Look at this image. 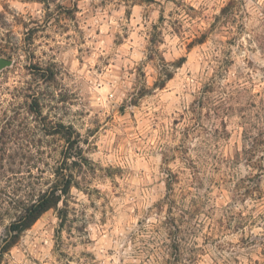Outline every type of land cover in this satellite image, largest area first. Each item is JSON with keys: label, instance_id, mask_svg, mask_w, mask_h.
<instances>
[{"label": "rangeland", "instance_id": "1", "mask_svg": "<svg viewBox=\"0 0 264 264\" xmlns=\"http://www.w3.org/2000/svg\"><path fill=\"white\" fill-rule=\"evenodd\" d=\"M231 1L0 0V239L66 153L73 175L2 264L173 261L168 206L157 209L167 170L200 248L190 264H264V173L241 155L237 112L264 92V0H244L227 24ZM212 81L214 101L246 92L226 117L202 109L206 135L193 133ZM221 121L226 134L197 152Z\"/></svg>", "mask_w": 264, "mask_h": 264}, {"label": "trees", "instance_id": "2", "mask_svg": "<svg viewBox=\"0 0 264 264\" xmlns=\"http://www.w3.org/2000/svg\"><path fill=\"white\" fill-rule=\"evenodd\" d=\"M243 1L244 0L231 1L221 10L220 16L223 17L227 24L235 20L234 16L236 15V12L240 11ZM175 67L178 66L176 65ZM171 78L172 74L166 68L155 86L163 88L165 81ZM212 85H214L213 81L199 92L198 98L191 109V114L194 116L192 120L195 122L192 127L193 133L198 132V134L203 135L207 131L202 124V109H207L209 117L211 115L216 119L220 116L226 117L229 113L236 111L231 105L232 101L234 99H240V97H243V94L246 92V88L239 87L231 93L223 92L225 96L221 94L219 95V100L214 101V99L209 96L213 92ZM255 99H257V101ZM248 101L237 109V112L241 114V155L244 160L248 162V165L255 169L260 175L261 173H264V92L261 94L250 95ZM220 126L221 130H219V128L214 129L212 138L204 136L201 143L202 145L197 148V152H200L201 150L203 151L204 149L206 150L207 147L212 145L211 141H215L220 138V136L226 134L224 121H221ZM177 152L179 154H186V151L183 152L178 150ZM70 156H72L70 153L64 155V162L62 164L64 167H60L56 171V181L52 187L39 194L37 198L26 207H22L19 214L6 227L5 234L0 239V264L3 263L4 256L19 241L21 235L30 229L44 213L56 207L61 198L69 193L73 181V175L68 169V160ZM197 157V162H199L201 159V153ZM167 177L168 181L166 182V186L168 194L164 201L157 206V209L161 210L163 205L168 206V217L164 222V226L167 230L168 239L170 240L169 247L173 251L174 258L173 261L165 260L164 264H190L196 261L195 255L200 251V248H198L193 241H189V234L191 233L189 231L190 229L184 227V224L186 223L184 216L187 214V211H183L182 214L178 215L179 219L175 216V210L181 211V207L178 206L174 199V185L177 183L178 176L173 174L170 170H167ZM187 251L190 254V257L189 259H184V252Z\"/></svg>", "mask_w": 264, "mask_h": 264}]
</instances>
